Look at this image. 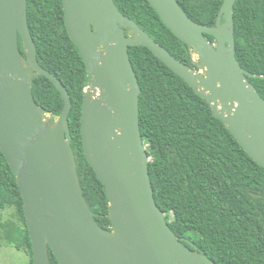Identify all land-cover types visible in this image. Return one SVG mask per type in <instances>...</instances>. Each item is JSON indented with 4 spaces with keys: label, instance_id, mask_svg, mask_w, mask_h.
<instances>
[{
    "label": "water",
    "instance_id": "1",
    "mask_svg": "<svg viewBox=\"0 0 264 264\" xmlns=\"http://www.w3.org/2000/svg\"><path fill=\"white\" fill-rule=\"evenodd\" d=\"M149 2L191 47L201 72L158 44L114 0H63L69 36L101 93L85 91L81 135L84 154L106 188L111 227L104 228L80 183L69 91L38 62L27 0H0V149L18 179L34 264H51L49 249L60 264H217L175 235L156 202L140 129L141 86L129 46H147L182 77L264 167V98L236 56V0H223L215 26L193 20L178 0ZM40 75L64 99L57 118L34 98L33 80Z\"/></svg>",
    "mask_w": 264,
    "mask_h": 264
},
{
    "label": "trees",
    "instance_id": "2",
    "mask_svg": "<svg viewBox=\"0 0 264 264\" xmlns=\"http://www.w3.org/2000/svg\"><path fill=\"white\" fill-rule=\"evenodd\" d=\"M178 1L193 20L208 26L216 25L223 3ZM114 2L178 60L199 69L191 47L165 25L149 0ZM27 3L38 62L63 82L71 96V143L83 194L96 221L110 228L106 188L84 154L81 135L83 99L92 76L67 31L63 0ZM234 26L237 59L264 98V0H236ZM20 48L26 56L21 40ZM129 55L141 86L140 129L152 156L149 169L154 196L171 229L217 264H264V167L215 116L211 104L147 46H129ZM32 92L54 118L61 114L64 99L47 76L34 78ZM7 207H14L23 223L12 240L30 256L29 264H34L18 179L0 149V211ZM49 255L51 264H60L51 249Z\"/></svg>",
    "mask_w": 264,
    "mask_h": 264
},
{
    "label": "rangeland",
    "instance_id": "3",
    "mask_svg": "<svg viewBox=\"0 0 264 264\" xmlns=\"http://www.w3.org/2000/svg\"><path fill=\"white\" fill-rule=\"evenodd\" d=\"M201 72L200 69L195 70ZM88 93H93V96H100L99 89H95L91 83L85 89ZM54 120L52 117L49 122ZM147 150L149 144L145 143ZM152 158V156H150ZM23 226L16 215L14 207H7L0 211V264H29L30 256L25 249H18L12 238L17 237L20 227Z\"/></svg>",
    "mask_w": 264,
    "mask_h": 264
},
{
    "label": "built area",
    "instance_id": "4",
    "mask_svg": "<svg viewBox=\"0 0 264 264\" xmlns=\"http://www.w3.org/2000/svg\"><path fill=\"white\" fill-rule=\"evenodd\" d=\"M192 53V52H191ZM193 59V58H192ZM197 59V58H196ZM196 59H193V60H196Z\"/></svg>",
    "mask_w": 264,
    "mask_h": 264
}]
</instances>
